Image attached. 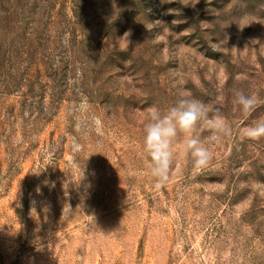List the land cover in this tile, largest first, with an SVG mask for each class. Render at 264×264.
Here are the masks:
<instances>
[{
	"label": "rangeland",
	"instance_id": "374dc122",
	"mask_svg": "<svg viewBox=\"0 0 264 264\" xmlns=\"http://www.w3.org/2000/svg\"><path fill=\"white\" fill-rule=\"evenodd\" d=\"M181 92L233 137L157 190L143 125ZM259 119L264 0H0V264H264Z\"/></svg>",
	"mask_w": 264,
	"mask_h": 264
},
{
	"label": "clouds",
	"instance_id": "9594fccd",
	"mask_svg": "<svg viewBox=\"0 0 264 264\" xmlns=\"http://www.w3.org/2000/svg\"><path fill=\"white\" fill-rule=\"evenodd\" d=\"M232 102L245 117L260 104L256 94H246L243 90H234ZM96 125L97 132H100L98 119ZM201 130L208 131L206 140H202ZM143 133L142 148L147 157L148 174L154 187L160 190L180 174L179 161L182 158L191 159L193 174L205 170L214 158L210 146L232 138L233 127L218 110L189 92H181L166 109L155 105L148 109ZM239 136L241 140L252 142L264 139V119L241 128Z\"/></svg>",
	"mask_w": 264,
	"mask_h": 264
}]
</instances>
